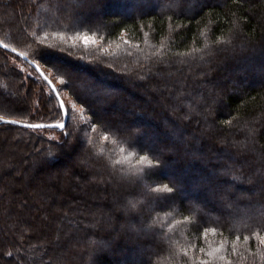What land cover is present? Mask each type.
Returning a JSON list of instances; mask_svg holds the SVG:
<instances>
[{"label":"trees","instance_id":"1","mask_svg":"<svg viewBox=\"0 0 264 264\" xmlns=\"http://www.w3.org/2000/svg\"><path fill=\"white\" fill-rule=\"evenodd\" d=\"M77 1L0 0V42L55 85L46 69L64 81L93 127L84 132L68 108L63 131L46 129L58 138L0 122V141L18 135V147L31 146L35 159L22 171L34 189L31 204L17 195L22 178L0 166V264H122L141 249L144 264H264V192L236 193L264 188V0H164L134 16L130 10L145 0H87L81 9ZM6 7L12 20H2ZM85 35L101 46L79 42ZM51 58L92 80L81 87L96 99L84 100ZM11 59L36 73L45 95ZM0 74L32 96L13 101L0 89L2 119L63 122L59 101L30 64L0 48ZM82 132L87 164L73 166ZM83 168L85 184L77 176ZM110 175L136 182L143 194ZM76 196L79 204L70 206Z\"/></svg>","mask_w":264,"mask_h":264},{"label":"rangeland","instance_id":"2","mask_svg":"<svg viewBox=\"0 0 264 264\" xmlns=\"http://www.w3.org/2000/svg\"><path fill=\"white\" fill-rule=\"evenodd\" d=\"M4 1H8L9 0H4ZM133 1V0H132ZM164 0H145L144 3H138L135 5V7L133 9L130 10V12L132 13V15H136L137 12H139L140 10H150V3L153 2V3H162ZM206 1H211V0H206ZM205 1V2H206ZM182 2V0H179V3ZM87 3V0H79L77 1L76 3H74V6L78 7V8H82L83 4H86ZM152 4V3H151ZM155 4V5H156ZM6 5V3H5ZM93 8L91 9L92 12H96V18H98L100 20V18L103 17V14L97 10V6L93 5L92 6ZM111 7L109 6V9ZM108 9V11H109ZM111 10V9H110ZM3 16H2V20H12L14 18V14H13V11L10 10V8L6 7V10L3 12ZM110 13V12H109ZM85 37L88 38V42L87 44L85 43ZM79 42H81L82 44H84L85 46H101V39H98L97 37L95 36H83L81 38H79L78 40ZM51 62H53L54 65H57V66H61L62 67V70L70 76V78L72 79L73 82H71V84L77 88V90L81 91V97L84 98V100H89V99H96V97L98 96L97 94L89 91V90H85L83 89L81 86L82 84L86 85L88 87V84L89 86H91L93 84L92 80H89L87 78V76H85L81 71H74L72 70L67 64H64L62 63L61 61L59 60H55V59H50ZM11 64L12 66L18 68L19 70H21L26 78H30L32 77L36 82L40 83V87H42L44 89V95L46 94L47 92V88H45L42 84H41V80L40 78L36 75V73L30 68L28 67L25 63L23 62H19L17 59H11ZM1 68L4 70V63L1 61ZM46 69V68H45ZM46 71L48 72V75L55 81L56 85L58 87H60V93L62 95V98H63V101L65 102V105L67 106V108L70 110V113L72 114V120H76L80 126L82 127L83 126V129H84V132L88 129V131L90 129H92V125L90 124V116L87 114V111H86V108H85V105H80L78 104V102L76 101V99L65 89V82L60 80V79H57L54 75V73L52 71H50L49 69H46ZM3 79H6L7 80V77L4 75V74H0V81L3 80ZM8 84L7 86H2L1 82H0V89L1 91L3 92L4 94V97L6 99H10V100H13V101H19V102H29L30 100H32V96L29 97V93L26 92L25 90H23L22 87H17L16 85L12 84L13 82L11 80H7ZM82 83V84H81ZM70 84V83H68ZM234 86V85H233ZM98 88H104L105 86L104 85H97ZM88 89V88H87ZM118 94L122 95L124 94V92L122 91H119ZM130 100L133 101V102H138L137 99L135 98H132L130 97ZM98 104V102H97ZM148 104H151V102H148ZM102 114H104L105 116L106 115H112L114 116L115 118L119 119L120 118V112H117V111H114L112 112V110L108 111V112H105V111H100ZM131 113H128L127 114V117H131L130 115ZM258 119H261V117H258ZM158 124V123H156ZM43 132H45L46 136L48 137H54V138H58V136H56V133L55 132H51L50 130H44ZM82 132L81 135L79 136L80 137V140L83 142V141H86L85 139V133ZM44 135V133H43ZM189 137V136H188ZM3 140V139H1ZM17 140H18V135L16 134H12L11 137L9 139H7L5 142L3 140L0 141V166L1 165H4L7 169L9 168L10 169V172L16 177V178H19L21 177L22 180L21 182L18 181L19 185H16L18 188V190H20V193H18L17 195L20 196V199L22 200V203L24 204H31L32 203V192L34 189H32V185L27 187V178L26 176L24 175V173H22V171L26 170V171H31L32 170V164L35 163V159L34 157H32L31 155H28V152L31 151V146L28 148H24L22 146H19L17 145ZM222 140V139H220ZM161 141V140H160ZM164 140L161 141V143H163ZM159 143V144H161ZM83 144V145H82ZM80 147H79V151L83 152V149H84V145L85 143L83 142ZM18 147V148H17ZM39 149H36V151H38ZM50 149L48 148L47 149V152L49 151ZM80 155H74L70 160L73 161L72 162V165H82V166H85L87 164V158H88V154L87 153H82ZM224 159H219L218 162H223ZM237 161L236 160H232V164H235ZM20 163V165L18 164ZM238 164V163H237ZM242 165V164H241ZM19 166V167H18ZM100 166V170H104L105 169V166L102 165V164H99ZM246 168V166L242 165V170H244ZM12 170V171H11ZM79 174L77 176H79V180L80 182L84 183V179L86 180H89L90 178V173H89V170H87L86 168H83L82 171H78ZM86 172V173H84ZM32 174V172H31ZM112 176V178L118 183L120 184V186L122 185L123 188H128L129 190H134L135 189V193L137 194H143L142 191L138 190V186H136V182H132V181H129V180H126V179H123L121 177H117V176H114L113 175H110ZM106 178V177H105ZM85 184V183H84ZM20 185H22V188L20 187ZM100 187L101 189L105 188L106 185H105V179H104V183H101L100 184ZM250 189V186L247 185L245 186V188L242 190V191H237L236 193L239 195V198H244L245 196H247L248 194H251V195H257V194H260L262 192H264V188L261 187V189L259 191H256V192H250L249 191ZM222 191H225V192H231L233 191L232 187H225L223 188ZM186 199L190 200V197L189 196H185ZM195 198V197H194ZM80 202V197L76 196L74 197L73 201H70L71 205L70 206H74L75 204H79ZM142 205V204H141ZM217 207V210L219 211H222V209H220L219 206H216ZM65 207H63V211H65ZM252 211V210H251ZM251 213V212H250ZM253 214V213H252ZM250 215V214H249ZM71 216V215H70ZM11 225L14 224V222L10 223ZM125 227H122V229H124ZM95 229V228H94ZM57 232V229H55V233ZM148 234V232H147ZM150 236H154V238L156 239V235H150ZM59 237H62V233H60V236ZM132 240L131 237H127V242L129 243L130 241ZM41 241H38L37 244H40ZM35 243H32V248H34L36 245H34ZM140 252V255H141V260H138L137 257H138V253ZM139 252L137 250H134L129 256L126 257V262L122 263V264H144V262H146L148 260L147 258V255L144 254L145 252V249H141L139 250ZM123 255L125 256V254H121V253H115L113 256L116 258V259H121L123 257ZM140 257V256H139ZM22 262L24 264H28L26 262V260H22ZM44 262H48V259L44 260Z\"/></svg>","mask_w":264,"mask_h":264},{"label":"water","instance_id":"3","mask_svg":"<svg viewBox=\"0 0 264 264\" xmlns=\"http://www.w3.org/2000/svg\"><path fill=\"white\" fill-rule=\"evenodd\" d=\"M4 45H5L4 43L0 42V48L1 49H4V50L9 51L11 53H14L15 55L19 56L24 61H26L28 64H30L36 70L38 64H36L35 62L31 61L27 56H25L24 54H22V53H20L18 51L13 52L12 48H10V47L5 48ZM41 72L43 73V76L40 75ZM37 73L42 77L43 80H44L43 77L47 76L46 73L43 71V69L40 66H39V72L37 71ZM44 81H46V80H44ZM48 81H51V84H49ZM46 82L48 83V85L50 86V88L53 91L54 95L56 96L57 100L59 101L60 106H61V102L63 104V106H61V109H62V112H63L64 120L61 123L65 125V127H64V129H65L66 125L68 123V117H69L68 116V110H67V107L65 105V102L63 101V98H62L60 92L58 91L56 85L53 83V81L49 77H48V80ZM12 121H16V120L0 119L1 123L12 124V125H15V126H18V127H22V128H27V129H58L60 131L64 130V129H60L59 127H57V125L61 124V123L39 124V125H43V127L30 128V127H26V125L31 124V123H25V122H21V121H16V123L13 124V123H11Z\"/></svg>","mask_w":264,"mask_h":264},{"label":"snow or ice","instance_id":"4","mask_svg":"<svg viewBox=\"0 0 264 264\" xmlns=\"http://www.w3.org/2000/svg\"><path fill=\"white\" fill-rule=\"evenodd\" d=\"M84 39H85V43L87 44V42H88V38L85 37ZM4 47L7 48L8 46H7V45H4ZM12 51L15 52L16 49L13 48ZM43 54H44V53L41 52V53H39L38 55L41 57ZM36 70L39 72V65H37ZM40 75L43 76V73L41 72ZM43 78H44V80H46V81L48 80V77H47V76H44ZM48 83L51 84V81H48ZM61 106H63L62 102H61ZM0 119H2V117H0ZM11 123L15 124L16 121H12ZM26 127H30V128H38V127H43V125H39V124H28V125H26ZM57 127H59L60 129H64L65 125L61 123V124H58ZM65 135H67V133H65ZM168 191H169V192H172V189L170 188ZM212 231H215V229H213ZM261 243H264V239L261 240Z\"/></svg>","mask_w":264,"mask_h":264}]
</instances>
